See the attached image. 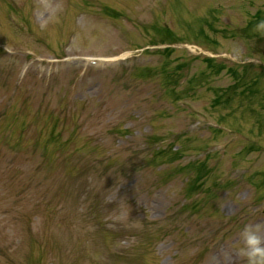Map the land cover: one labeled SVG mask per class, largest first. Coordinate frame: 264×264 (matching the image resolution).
<instances>
[{"label": "rangeland", "instance_id": "374dc122", "mask_svg": "<svg viewBox=\"0 0 264 264\" xmlns=\"http://www.w3.org/2000/svg\"><path fill=\"white\" fill-rule=\"evenodd\" d=\"M262 21L264 0H0V264H247Z\"/></svg>", "mask_w": 264, "mask_h": 264}, {"label": "clouds", "instance_id": "9594fccd", "mask_svg": "<svg viewBox=\"0 0 264 264\" xmlns=\"http://www.w3.org/2000/svg\"><path fill=\"white\" fill-rule=\"evenodd\" d=\"M258 27L264 28V21ZM256 227V225H245L242 230L243 242L247 246L242 252L247 257V264H264V243L255 230Z\"/></svg>", "mask_w": 264, "mask_h": 264}, {"label": "trees", "instance_id": "16d2710c", "mask_svg": "<svg viewBox=\"0 0 264 264\" xmlns=\"http://www.w3.org/2000/svg\"><path fill=\"white\" fill-rule=\"evenodd\" d=\"M207 60H211L210 58H207ZM219 98V97H218Z\"/></svg>", "mask_w": 264, "mask_h": 264}]
</instances>
